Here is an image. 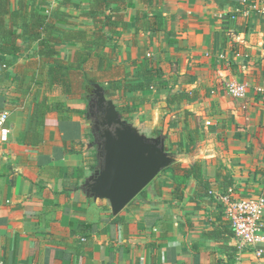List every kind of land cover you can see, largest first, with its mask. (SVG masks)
Masks as SVG:
<instances>
[{
  "label": "crops",
  "instance_id": "crops-1",
  "mask_svg": "<svg viewBox=\"0 0 264 264\" xmlns=\"http://www.w3.org/2000/svg\"><path fill=\"white\" fill-rule=\"evenodd\" d=\"M253 1L261 0H230L221 8L215 0H152L150 8L132 0L112 43L116 64L130 81L144 79L145 59L154 73L148 90L120 95L137 108L123 118L148 137L162 136L182 169L199 163L202 179L187 180L174 198L173 173L165 169L115 216L106 201L82 190L95 164L85 98L36 83L27 90L30 78L41 77L25 73L34 59L28 46L7 59L12 81L0 85L10 129L0 139V264H264V241L260 256L237 251L222 201L229 191L264 195V13L249 9ZM16 7L10 0V10ZM59 11L78 16L53 0L49 13ZM136 11L164 17L162 31L136 32ZM230 82L246 85L243 99L227 94ZM38 93L68 110L47 112L40 126L32 116ZM109 99L117 107L118 95Z\"/></svg>",
  "mask_w": 264,
  "mask_h": 264
},
{
  "label": "trees",
  "instance_id": "trees-1",
  "mask_svg": "<svg viewBox=\"0 0 264 264\" xmlns=\"http://www.w3.org/2000/svg\"><path fill=\"white\" fill-rule=\"evenodd\" d=\"M229 1L215 0L219 8ZM52 2L53 0H17L16 9L10 10V0H0V85L12 81L7 59L21 56L22 46L26 45L34 59L28 63L25 73L28 75L35 72L41 76L39 80L30 78L26 84L27 90L35 83L45 89L59 87L66 98L79 96L84 100L88 94L87 89L97 84L107 92L108 98L118 95L117 110L122 117L136 112L137 108L122 100L120 95L151 88L152 78L149 74L154 73V70L149 71L150 66L145 59L139 63L145 74L144 79L130 81V75L116 64V54L112 50V43L126 27L125 14L132 0H58L60 8L74 10L78 12V16H71L66 11L49 13ZM142 2L148 8L152 5V0ZM84 3L88 6L86 10L82 9ZM154 3L159 5L160 0H155ZM134 20L136 32L158 33L166 23L164 17L157 13L145 16L139 11L135 12ZM60 48L67 52L64 57H61ZM25 82L21 79L19 85ZM33 106V119L40 126L47 112L68 110L61 101L49 103L39 93ZM94 157L93 169L97 166L95 154ZM168 169L172 171L175 181L172 190L174 198L182 197L181 187L187 180L193 178L199 183L202 179L199 163H194L187 169L174 163ZM205 190L209 191V187H205Z\"/></svg>",
  "mask_w": 264,
  "mask_h": 264
},
{
  "label": "water",
  "instance_id": "water-1",
  "mask_svg": "<svg viewBox=\"0 0 264 264\" xmlns=\"http://www.w3.org/2000/svg\"><path fill=\"white\" fill-rule=\"evenodd\" d=\"M94 88L95 98L89 108H95L102 131L96 137L91 130L90 147L95 150L97 166L85 179L82 190L94 201H106L115 216L163 170L174 164L176 156L168 152L162 136L148 137L140 133L122 117L106 91L97 84ZM89 112L85 114L88 127Z\"/></svg>",
  "mask_w": 264,
  "mask_h": 264
},
{
  "label": "built area",
  "instance_id": "built-area-1",
  "mask_svg": "<svg viewBox=\"0 0 264 264\" xmlns=\"http://www.w3.org/2000/svg\"><path fill=\"white\" fill-rule=\"evenodd\" d=\"M249 9L264 13V0L253 1ZM229 96L235 99H243L246 93V85L238 82H230L225 86ZM264 94V86L259 90ZM9 113L0 110V139L6 140L10 129L7 127ZM206 126L210 122L205 123ZM224 215L228 225L233 231L235 247L238 252L252 249L256 256L262 254V248L258 246L264 241V195L257 198H238L231 196V192L222 197Z\"/></svg>",
  "mask_w": 264,
  "mask_h": 264
},
{
  "label": "flooded vegetation",
  "instance_id": "flooded-vegetation-1",
  "mask_svg": "<svg viewBox=\"0 0 264 264\" xmlns=\"http://www.w3.org/2000/svg\"><path fill=\"white\" fill-rule=\"evenodd\" d=\"M88 94L85 96V101H86V112L88 110L89 112V103H93V99L95 98V88L94 85L90 88L87 89ZM88 119L91 121L89 125V131L91 133V130H93L94 134L96 137L101 134L102 128L98 126L97 122L99 120V117L95 114V108L92 107L90 109V112L88 113ZM93 142V139H92Z\"/></svg>",
  "mask_w": 264,
  "mask_h": 264
},
{
  "label": "rangeland",
  "instance_id": "rangeland-1",
  "mask_svg": "<svg viewBox=\"0 0 264 264\" xmlns=\"http://www.w3.org/2000/svg\"><path fill=\"white\" fill-rule=\"evenodd\" d=\"M82 103H83V104H82V108L85 109V107H86V102L83 101ZM87 141L91 142V138H90V136H89V138H88Z\"/></svg>",
  "mask_w": 264,
  "mask_h": 264
}]
</instances>
